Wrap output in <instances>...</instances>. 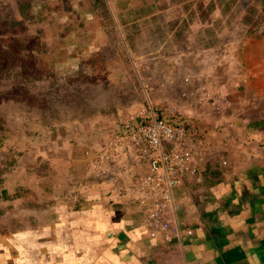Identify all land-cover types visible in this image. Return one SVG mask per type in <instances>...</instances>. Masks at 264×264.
Instances as JSON below:
<instances>
[{
    "label": "rangeland",
    "instance_id": "rangeland-1",
    "mask_svg": "<svg viewBox=\"0 0 264 264\" xmlns=\"http://www.w3.org/2000/svg\"><path fill=\"white\" fill-rule=\"evenodd\" d=\"M258 23L264 0H0V264H61L40 248L51 234L25 225H49L58 203L92 207L102 183L135 189L145 171L130 149L103 164L99 155L150 101L180 110V99H205L198 119L228 131L217 119L252 95L235 79L245 59L222 65Z\"/></svg>",
    "mask_w": 264,
    "mask_h": 264
},
{
    "label": "crops",
    "instance_id": "crops-1",
    "mask_svg": "<svg viewBox=\"0 0 264 264\" xmlns=\"http://www.w3.org/2000/svg\"><path fill=\"white\" fill-rule=\"evenodd\" d=\"M185 55L191 58L185 52L178 57ZM242 58L246 66L235 70L236 84L252 96L241 103L243 112L236 110L240 104L235 103L232 115L217 119V124L229 123L228 131L227 126L215 128L198 119L201 108L197 107L210 106L205 99L179 100L180 111L207 131L202 181L190 178L176 190L180 206L175 222L182 230H194L193 241L165 243L132 199L133 182L123 185L125 191L100 184L102 189L90 195L94 204L82 211L62 212L58 203L49 225L41 222L33 229L28 222L25 232L51 234L42 245L38 239L36 244L61 264H264V161L259 158L264 154V36L246 37L243 46L230 49L226 61L218 58L215 64L225 61L224 68L232 59L238 64ZM195 66H200L199 61ZM235 119L245 122L241 133L234 130H238ZM254 137L263 142L253 145ZM138 161L146 172L147 162ZM26 258L24 264H41Z\"/></svg>",
    "mask_w": 264,
    "mask_h": 264
},
{
    "label": "built area",
    "instance_id": "built-area-1",
    "mask_svg": "<svg viewBox=\"0 0 264 264\" xmlns=\"http://www.w3.org/2000/svg\"><path fill=\"white\" fill-rule=\"evenodd\" d=\"M207 131L196 121L173 108L149 102V107L127 116L99 155L101 163L114 160L123 149L147 162L137 178L135 202L145 221L157 228L167 244L194 240L191 228L181 229L176 217V190L188 179L201 182L203 144Z\"/></svg>",
    "mask_w": 264,
    "mask_h": 264
},
{
    "label": "trees",
    "instance_id": "trees-1",
    "mask_svg": "<svg viewBox=\"0 0 264 264\" xmlns=\"http://www.w3.org/2000/svg\"><path fill=\"white\" fill-rule=\"evenodd\" d=\"M26 11V10H25ZM25 15V14H24ZM25 19L26 18H23V19H21V20H14V21H12L11 22V25L10 26H21V25H23L24 23H25ZM259 25H260V23H258V24H256V25H254L253 27H251L250 29H249V35L250 36H252L251 34H253V35H256V36H259V37H261V36H264V27H259ZM248 35V36H249ZM8 59V58H7ZM7 59H6V57H4V55L3 56H1L0 55V74H3V73H5L7 70H9V68H8V61H7ZM12 64H14V63H12ZM1 196H3V197H8L9 196V194H8V191L6 190V189H3L2 191H1V193H0V197Z\"/></svg>",
    "mask_w": 264,
    "mask_h": 264
}]
</instances>
